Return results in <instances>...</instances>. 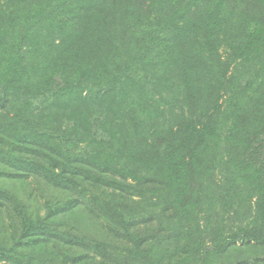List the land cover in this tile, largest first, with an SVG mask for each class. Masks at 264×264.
I'll list each match as a JSON object with an SVG mask.
<instances>
[{
	"label": "trees",
	"instance_id": "1",
	"mask_svg": "<svg viewBox=\"0 0 264 264\" xmlns=\"http://www.w3.org/2000/svg\"><path fill=\"white\" fill-rule=\"evenodd\" d=\"M0 264H264V0H0Z\"/></svg>",
	"mask_w": 264,
	"mask_h": 264
},
{
	"label": "rangeland",
	"instance_id": "2",
	"mask_svg": "<svg viewBox=\"0 0 264 264\" xmlns=\"http://www.w3.org/2000/svg\"><path fill=\"white\" fill-rule=\"evenodd\" d=\"M42 198V197H41Z\"/></svg>",
	"mask_w": 264,
	"mask_h": 264
}]
</instances>
